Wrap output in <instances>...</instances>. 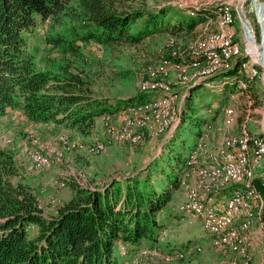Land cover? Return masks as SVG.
<instances>
[{
	"label": "trees",
	"instance_id": "1",
	"mask_svg": "<svg viewBox=\"0 0 264 264\" xmlns=\"http://www.w3.org/2000/svg\"><path fill=\"white\" fill-rule=\"evenodd\" d=\"M206 14L176 15L167 6L147 10L130 0H0V118L16 108L29 122L64 124L89 135L99 117L115 114L147 95L141 91L132 99L113 101L94 96L82 74L70 68L39 69L27 35L45 22L76 20L79 27L73 38L58 33L49 41L77 53L86 42L120 47L141 43L156 32L192 33ZM236 61L223 75L238 83L243 60ZM244 79L251 81L248 75ZM191 98L184 100L187 109ZM187 109L183 105L180 112L184 123ZM179 136L174 135L161 155L126 179H112L100 187L69 183L70 199L51 215L45 214L33 189L18 179L15 152L0 138V264H120L121 245L130 255L142 245H159L165 224L171 221L165 208L185 170V164L181 166L185 141L175 149ZM155 164L163 180L155 177ZM255 182L264 195V178ZM165 247L164 251L177 248L168 243Z\"/></svg>",
	"mask_w": 264,
	"mask_h": 264
},
{
	"label": "rangeland",
	"instance_id": "2",
	"mask_svg": "<svg viewBox=\"0 0 264 264\" xmlns=\"http://www.w3.org/2000/svg\"><path fill=\"white\" fill-rule=\"evenodd\" d=\"M130 1L134 6L147 10H156L163 6L172 7L176 15L187 17L191 15L198 17L199 13L207 11L206 17L204 16L206 19L199 21L192 33L185 31L176 34L156 32L145 37L141 43L120 47H110L95 41L86 42L81 45L79 52L73 53L71 50H66L49 41L50 37L58 33V35L67 38L74 37L73 32L79 27L77 21L64 18L61 23L57 21L45 22L34 32L28 34L29 49L33 52L39 69L61 71L70 68L73 72L81 73L94 96L108 97L114 101L118 98L132 99L142 91L147 93L142 99L143 101L167 98L158 103L157 109L173 111L175 119L164 133L155 137L143 138L139 144L113 142L109 143L102 151L103 153L99 154L74 150L67 153L64 158L56 160L52 166L42 170L29 171L25 167L30 159L22 147L30 133L39 136L38 138L45 147L58 144L57 137L60 134H70L73 139L95 142L106 139V123L119 124L125 115L138 117L140 114H144L150 118V112L133 111L131 108L124 112V109L121 108L115 114L107 115V119L105 116L99 117L94 131L89 135H83L64 124L51 122L37 123L41 125L37 128L36 123L25 119L21 110L9 109L0 118V138L12 139L11 145L13 146L4 145L15 152L14 155L20 167L18 179L33 189L40 204L45 208L46 215L53 214L62 203L70 199L72 190L69 183L77 182L90 187H100L112 179H126L143 170L147 164L161 155L174 135L180 134L178 140L175 141V149H181V140L185 141L181 161L183 167L186 158L190 156L200 140L202 141L201 154L205 157L207 151L216 149L227 137L239 135L243 128L252 135L264 138V66L261 64L264 60V44L261 42V24L263 22L260 21V18L264 19V14L262 15L259 11V8L264 6V0ZM222 3L231 5L234 17L242 16L245 21L249 22V25L254 29L255 40L248 51L243 49L241 55L231 58L227 65L220 67L217 74L195 82L193 80L186 87L180 86L177 83L180 71L173 61L187 58V54L192 53L195 42L217 28L216 15H209V12ZM228 32L235 41L240 42L244 47L239 22L229 26ZM173 51L180 53L181 58H170ZM239 57L243 61L246 59L257 61L253 63L257 72L251 78L250 71L252 70L244 68L241 60L238 75L240 80L237 83L235 82L236 78L223 74L234 66ZM161 65H166L170 82L169 89L155 91L141 89L147 67L155 66V69H158ZM206 65L207 61L204 59L202 66ZM189 70L194 71V67H190ZM246 75L251 80L250 82L244 79ZM196 83L200 84L196 88L189 89ZM191 95L192 105L187 109L184 100ZM168 97H172V100H169ZM137 101H139L138 98L133 100V102ZM183 105L188 114L185 123L180 114ZM179 114L180 117H178ZM200 118L201 120H199ZM228 119H231L230 123L227 122ZM56 125L61 127H55ZM21 138L23 140L22 147L18 144ZM253 150H255L254 147ZM152 167L156 168V172H158L155 177L163 180L164 174L159 170L160 167L156 164ZM182 178H185V183L181 184ZM256 178H264V157L259 164L255 165L250 181L259 189L255 182ZM235 186L237 184H230L220 192ZM191 189L203 191L204 186L195 175L187 176L185 169L180 178V187L173 189L172 201L165 208V213L171 216V221L165 224L166 229L161 235L163 237L161 243L159 245H142L141 247L150 249L149 253L141 256L136 262H133V259L140 248L132 255L129 254L128 248L125 255L120 249L123 256L130 257L125 264H244L236 253L222 250L210 243L211 235L204 228L200 219L174 213L173 209L176 210V205L187 199ZM261 193L263 194L262 191ZM252 221L253 249L248 264H264V206L258 212L255 211ZM167 243L170 246L176 244L177 248H184L183 257L164 259V254L168 252L164 251ZM197 245L201 246L200 250L196 248ZM154 247H158L156 249L161 252L153 255Z\"/></svg>",
	"mask_w": 264,
	"mask_h": 264
},
{
	"label": "bare ground",
	"instance_id": "3",
	"mask_svg": "<svg viewBox=\"0 0 264 264\" xmlns=\"http://www.w3.org/2000/svg\"><path fill=\"white\" fill-rule=\"evenodd\" d=\"M259 11L263 15L264 6L260 7ZM214 13L217 18V28L199 38L195 42L192 53L187 54V58L180 59L181 55L176 51H173V54L171 53L169 56L173 59H180L172 60L180 71V77L177 79L180 86L186 87L193 80L195 82L217 74L220 67L227 65L231 58L241 55L243 49L248 51L255 40L253 27L242 16L234 17L229 3L216 6ZM260 21L263 22L260 24L262 26L261 42L264 44V19L261 20L260 18ZM237 22L240 23L244 47L228 33V27ZM215 43L224 44L225 47L231 48L222 49L220 46H215ZM207 49H213V54L207 53ZM204 59L207 61L206 66H202ZM256 62L253 59H246L242 63L244 68L252 70L250 71L251 78L257 72L253 66V63ZM261 64L264 66V60ZM192 66L194 71L189 70ZM168 77L166 65H161L158 69H155V66H148L146 76L142 79L141 89L145 91L168 90L169 88H166L170 87ZM164 99L167 98L140 100L125 105L122 108L124 112L129 108L143 113L149 111L150 118L144 114H140L138 117L125 115L119 124L106 123V139L103 140L85 142V140L73 139L70 134H60L57 137L58 144L45 147L38 138L39 136L30 133L28 140L22 147L30 159L25 168L29 171L42 170L52 166L56 160L64 158L67 153L74 150H85L89 154H99L103 153L102 151L106 149L109 143L139 144L143 138L159 136L171 126L175 119L173 111L157 109L158 103ZM168 99L172 100V97H168ZM105 118H108L107 115ZM227 122L230 123L231 119H228ZM132 132L134 133L131 134ZM1 142L7 146H13L10 138H4ZM201 150L202 141L200 140L190 156L186 158L185 169L187 176L195 175L200 179L204 190L191 189L187 199L176 205V210L186 216H194L200 219L204 228L211 235L210 239L213 246L236 253L244 264H248L251 260L253 247L252 218L255 211L258 212L264 206L263 194L250 182L255 165L259 164L264 157V138L252 135L243 128L239 135L229 136L216 149L207 151L205 157L201 154ZM182 183H185V178H182ZM230 184H237V186L230 189L226 188L220 192ZM230 204L232 206H228ZM154 248L155 253H152L153 255L161 252L156 249L158 247ZM196 248L200 250L201 246L197 245ZM120 249L124 255L127 254L126 246L121 245ZM149 250L146 247H140L133 262L148 254ZM183 255V249L177 248L172 252H166L164 259L181 258Z\"/></svg>",
	"mask_w": 264,
	"mask_h": 264
},
{
	"label": "crops",
	"instance_id": "4",
	"mask_svg": "<svg viewBox=\"0 0 264 264\" xmlns=\"http://www.w3.org/2000/svg\"><path fill=\"white\" fill-rule=\"evenodd\" d=\"M103 119H105V118H103ZM35 126L38 128V127H40L41 125L40 124H35ZM55 127H61V126H55ZM3 139V138H2ZM1 139V140H2ZM22 143H23V140H22V138L18 141V144L22 147ZM44 208V207H43ZM44 210H45V208H44ZM253 232V231H252ZM254 235V234H253ZM210 243H211V241H210ZM212 244V243H211ZM252 249H253V247H252ZM167 250V249H166ZM129 259H130V257L129 256H123V255H121V263L120 264H125L127 261H129Z\"/></svg>",
	"mask_w": 264,
	"mask_h": 264
},
{
	"label": "built area",
	"instance_id": "5",
	"mask_svg": "<svg viewBox=\"0 0 264 264\" xmlns=\"http://www.w3.org/2000/svg\"><path fill=\"white\" fill-rule=\"evenodd\" d=\"M229 33V32H228ZM249 35V34H248ZM249 43V42H248ZM215 46H220V48L224 49V48H231V47H225L224 44H216L215 43ZM252 51H253V48H252ZM207 53H212L213 54V49H207ZM255 53V52H253ZM177 55V53H176ZM213 61H214V55H213ZM213 61H212V64H213ZM155 84V82H154ZM166 88H169V87H166ZM153 89V88H152ZM134 132H132L131 134H133ZM43 163V162H42ZM228 206H232L231 204L228 205ZM233 210H234V206H233Z\"/></svg>",
	"mask_w": 264,
	"mask_h": 264
},
{
	"label": "water",
	"instance_id": "6",
	"mask_svg": "<svg viewBox=\"0 0 264 264\" xmlns=\"http://www.w3.org/2000/svg\"><path fill=\"white\" fill-rule=\"evenodd\" d=\"M241 60H242V59H241ZM241 60H240V57H239V58L237 59V61H236V62H240ZM200 83H201V82H200ZM200 83H197V84H195V85H192V86H190V87H189V89H190L191 87L198 86V84H200ZM166 135H167V134H166Z\"/></svg>",
	"mask_w": 264,
	"mask_h": 264
}]
</instances>
